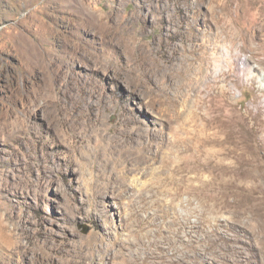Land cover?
I'll list each match as a JSON object with an SVG mask.
<instances>
[{
	"label": "rangeland",
	"instance_id": "obj_1",
	"mask_svg": "<svg viewBox=\"0 0 264 264\" xmlns=\"http://www.w3.org/2000/svg\"><path fill=\"white\" fill-rule=\"evenodd\" d=\"M0 264H264V0H0Z\"/></svg>",
	"mask_w": 264,
	"mask_h": 264
},
{
	"label": "bare ground",
	"instance_id": "obj_2",
	"mask_svg": "<svg viewBox=\"0 0 264 264\" xmlns=\"http://www.w3.org/2000/svg\"><path fill=\"white\" fill-rule=\"evenodd\" d=\"M75 11L77 12V13H79V14H82V16H84L85 17V15H84V9H83V7L82 6H78L77 8H75ZM197 18V17H196ZM85 19H86V17H85ZM100 19V18H99ZM89 20V19H88ZM83 21H85V20H83ZM197 20L196 19H194L191 23H190V30L192 31V30H194L195 29V27H196V22ZM97 20H89V21H87V24L84 26V25H82L83 26V28H85V29H88V28H92L93 30H96L97 29ZM198 27V26H197ZM82 28V29H83ZM167 28V31H171V28H170V26H167L166 27ZM40 29L41 30H43V31H46V30H48L47 28H46V25H43V24H41L40 25ZM81 29V30H82ZM179 29V28H178ZM183 29V28H182ZM189 29V28H188ZM78 30V29H77ZM80 30V31H81ZM79 31V30H78ZM77 32V31H76ZM79 37V36H78ZM191 37H192V41L193 42H195L196 40H197V35H195V34H191ZM189 41V40H188ZM22 42V41H21ZM177 41H175V42H170L168 45H167V51L169 52V50H171V51H178L179 50V46L177 45V43H176ZM205 43V42H204ZM210 43V42H209ZM58 44L60 45V48L61 49H63V50H70V48H71V45H72V43H70L68 40H67V38L65 39V38H59L58 39ZM26 45L28 46V49L27 50H32V49H34L35 48V44L32 42V43H29V42H27L26 43ZM205 45H207V44H203L202 45V47H204V48H207ZM197 46V45H196ZM23 47V46H22ZM37 48H38V46H37ZM59 48V49H60ZM35 50V49H34ZM38 50V49H37ZM29 52V51H28ZM32 52V51H31ZM75 52H76V54H81V55H84V58L85 57H87V52H86V50H83V49H81V47L80 46H78V47H76L75 48ZM192 52V51H191ZM206 52V51H205ZM195 54V53H194ZM34 55V54H33ZM73 55V54H72ZM201 55V54H200ZM39 56V55H38ZM202 56V55H201ZM200 56V57H201ZM34 59V58H33ZM40 59V58H39ZM72 59V58H71ZM41 60H42V58H41ZM44 63V62H43ZM38 64H40L41 66H42V63L40 62V61H38ZM208 65V63H207V61H203V63H202V70L204 71V68L206 67ZM46 67V66H45ZM46 69H48V85H49V88H51L52 86H53V84L55 83V81L56 80H62V81H65V80H69L68 79V76H66L64 73H61V72H58V71H53L50 67H48V68H46ZM47 81V80H46ZM111 191H108V190H101L99 193L102 195V196H104V195H106V194H108V193H110ZM13 239V238H12Z\"/></svg>",
	"mask_w": 264,
	"mask_h": 264
}]
</instances>
